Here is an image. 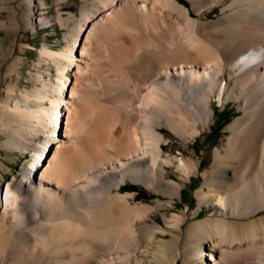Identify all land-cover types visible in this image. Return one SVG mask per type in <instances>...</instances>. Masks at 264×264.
I'll list each match as a JSON object with an SVG mask.
<instances>
[{"label":"bare ground","instance_id":"6f19581e","mask_svg":"<svg viewBox=\"0 0 264 264\" xmlns=\"http://www.w3.org/2000/svg\"><path fill=\"white\" fill-rule=\"evenodd\" d=\"M69 1L55 0L66 47L41 49L57 80L38 72L41 86L0 102L1 128L6 112L20 122L6 145L23 151L17 133L47 134L25 178L0 190V264H175L159 232L181 236L186 212L150 223L168 203L134 185L174 200L183 183L169 167L191 177L200 161L168 149L162 127L189 142L215 97L243 113L202 173L200 208L215 211L188 226L185 264H264V0H81L64 16Z\"/></svg>","mask_w":264,"mask_h":264},{"label":"rangeland","instance_id":"374dc122","mask_svg":"<svg viewBox=\"0 0 264 264\" xmlns=\"http://www.w3.org/2000/svg\"><path fill=\"white\" fill-rule=\"evenodd\" d=\"M29 1L0 0V19L2 21V24H0V102L7 95H10L11 98L18 97L23 92L31 91L35 86H41V83L35 77L38 72H41L46 80H57L56 64L51 60L48 63V60L42 57L41 49L44 45L56 50L65 48L67 45L65 36L69 29L57 21L58 6L55 0H44L41 8L28 7L27 2ZM182 1L189 3V0ZM68 4L71 6L62 10L64 16H67L70 12L78 13L81 0H70ZM213 16L215 14L210 15V17ZM38 17L44 18L42 21H45L42 25V22L34 24V19ZM215 98L213 99L214 114L211 118L212 122L210 121V125L203 129V133L201 131L198 136H195L196 139L190 138L188 144L184 143L168 127H162L168 137L166 145L168 149L173 148L174 153L177 155L181 154L180 149H182L188 157L200 161L198 172L192 174L191 177H183L176 168L169 167L170 174L168 176H173L183 183L182 190L178 193L180 195H174V200H172L174 202L168 201L171 200V197L167 194L150 190L141 184L134 185V183H130L134 185L137 192L141 193V199L145 202L156 204L160 200L163 203H168V207L164 205L156 207L157 209L153 207L151 215L148 217L150 223L159 222L166 226L165 216H170L173 212H186L187 218L183 223L184 229L181 236H174L168 231L164 234L159 232L160 238L171 245L174 253L172 256L176 260L170 263L185 264V253L189 251L190 243L185 233L188 226L193 221L207 217L215 211V206L211 203H203L200 208L197 190L205 181L203 171L209 169L213 163L216 147L222 146L230 133L229 124L243 113L235 100L229 99L228 102H218L219 100ZM66 115V111L62 112L61 120L59 116L60 122L58 120L57 129L62 132L65 130L67 123ZM3 118L11 124L6 127V130H3L0 125V161L2 164L0 167V190L5 189L9 181L14 180L16 185L21 179L25 178L24 169L32 165L37 157L34 146L40 147L47 140V134L43 132L27 136L17 133L15 141H22L30 146L22 151L15 144L6 145L5 141L11 137L12 130L19 129L20 122L13 121L9 112H6ZM52 145L49 148L50 151H47V157L49 158L55 148V145ZM199 210L200 214L198 215ZM260 214H264V208L260 210ZM252 217L254 216L252 215ZM143 226L146 228V225ZM147 264L163 263L150 261Z\"/></svg>","mask_w":264,"mask_h":264}]
</instances>
